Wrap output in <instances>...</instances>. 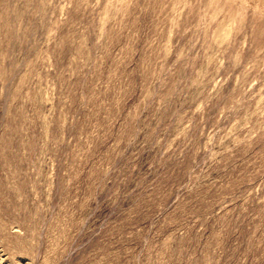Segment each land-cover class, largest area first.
<instances>
[{
	"label": "rangeland",
	"instance_id": "1",
	"mask_svg": "<svg viewBox=\"0 0 264 264\" xmlns=\"http://www.w3.org/2000/svg\"><path fill=\"white\" fill-rule=\"evenodd\" d=\"M0 264H264V0H0Z\"/></svg>",
	"mask_w": 264,
	"mask_h": 264
}]
</instances>
